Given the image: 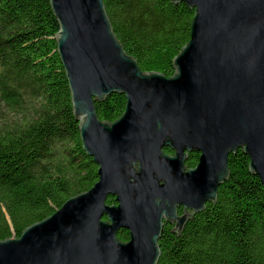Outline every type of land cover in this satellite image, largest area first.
Wrapping results in <instances>:
<instances>
[{"label":"water","instance_id":"1","mask_svg":"<svg viewBox=\"0 0 264 264\" xmlns=\"http://www.w3.org/2000/svg\"><path fill=\"white\" fill-rule=\"evenodd\" d=\"M171 1L194 16L168 77L143 71L125 51L104 0H50L98 181L19 237L0 240V264H157L163 222L181 230L215 202L231 153L242 148L264 185V0ZM114 92L126 95L124 112L103 121L96 99ZM191 152L200 156L189 168Z\"/></svg>","mask_w":264,"mask_h":264},{"label":"trees","instance_id":"2","mask_svg":"<svg viewBox=\"0 0 264 264\" xmlns=\"http://www.w3.org/2000/svg\"><path fill=\"white\" fill-rule=\"evenodd\" d=\"M104 3L140 68L172 76L173 61L190 40L194 9L171 0ZM59 29L50 0H0V240L19 237L98 181L58 52ZM95 104L99 118L113 122L124 112L126 95L114 92ZM199 156L189 153L186 165L196 166ZM249 164L242 148L231 153L230 175L215 202L181 230L163 222L157 264H264V185ZM114 201L109 195L107 202ZM118 237L128 241L129 230L121 228Z\"/></svg>","mask_w":264,"mask_h":264},{"label":"rangeland","instance_id":"3","mask_svg":"<svg viewBox=\"0 0 264 264\" xmlns=\"http://www.w3.org/2000/svg\"><path fill=\"white\" fill-rule=\"evenodd\" d=\"M11 115H12V114H11ZM12 117H13V116H12ZM13 233H15L14 230H13Z\"/></svg>","mask_w":264,"mask_h":264},{"label":"flooded vegetation","instance_id":"4","mask_svg":"<svg viewBox=\"0 0 264 264\" xmlns=\"http://www.w3.org/2000/svg\"><path fill=\"white\" fill-rule=\"evenodd\" d=\"M182 214V213H181Z\"/></svg>","mask_w":264,"mask_h":264}]
</instances>
